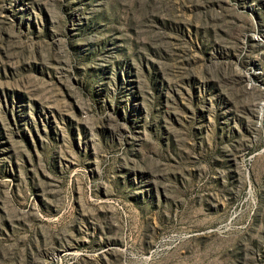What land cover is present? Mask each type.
<instances>
[{
    "label": "rangeland",
    "instance_id": "374dc122",
    "mask_svg": "<svg viewBox=\"0 0 264 264\" xmlns=\"http://www.w3.org/2000/svg\"><path fill=\"white\" fill-rule=\"evenodd\" d=\"M0 264H264V0H0Z\"/></svg>",
    "mask_w": 264,
    "mask_h": 264
}]
</instances>
